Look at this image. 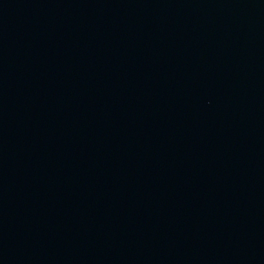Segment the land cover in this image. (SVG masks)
Listing matches in <instances>:
<instances>
[{
  "label": "water",
  "instance_id": "1",
  "mask_svg": "<svg viewBox=\"0 0 264 264\" xmlns=\"http://www.w3.org/2000/svg\"><path fill=\"white\" fill-rule=\"evenodd\" d=\"M0 264H264V0H0Z\"/></svg>",
  "mask_w": 264,
  "mask_h": 264
}]
</instances>
